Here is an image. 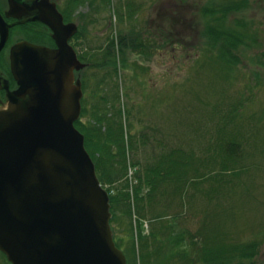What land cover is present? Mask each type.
Here are the masks:
<instances>
[{"label": "rangeland", "instance_id": "obj_1", "mask_svg": "<svg viewBox=\"0 0 264 264\" xmlns=\"http://www.w3.org/2000/svg\"><path fill=\"white\" fill-rule=\"evenodd\" d=\"M57 1L90 62L81 120L111 117L128 139L126 174L103 185L128 263L209 264L205 244L259 240L264 264V0ZM174 150L184 180L164 168Z\"/></svg>", "mask_w": 264, "mask_h": 264}, {"label": "water", "instance_id": "obj_2", "mask_svg": "<svg viewBox=\"0 0 264 264\" xmlns=\"http://www.w3.org/2000/svg\"><path fill=\"white\" fill-rule=\"evenodd\" d=\"M10 4L11 12L24 9L14 24L44 21L57 47L11 48L20 87L0 106V250L11 264H128L114 239L109 192L75 125L83 96L75 70L86 66L69 42L78 24L65 23L56 3ZM14 24L0 14V52Z\"/></svg>", "mask_w": 264, "mask_h": 264}, {"label": "trees", "instance_id": "obj_3", "mask_svg": "<svg viewBox=\"0 0 264 264\" xmlns=\"http://www.w3.org/2000/svg\"><path fill=\"white\" fill-rule=\"evenodd\" d=\"M229 39H234L235 35L233 33H227ZM138 45L142 46L140 43ZM136 45L135 47L137 50H139L140 46ZM135 49V50H136ZM223 57V56H222ZM92 65V63H91ZM98 65V64H97ZM130 112V111H129ZM100 114L96 115V119L94 123H89L87 125L86 122L79 120L76 125L80 128V130L85 135V144L90 152L95 165L96 170L98 173V176L100 178V181L103 185H107L108 183H113L117 179L124 176L127 172V151L126 147L128 144V139L125 138L124 134V127L123 123L120 124V126L115 125L113 121L110 120V118H103V116H100ZM94 119V118H93ZM91 120V119H90ZM235 143H231L229 145H225L224 147V153L227 155L228 159L234 163L236 161L237 152L233 149ZM116 146L117 151H113V146ZM179 151V150H178ZM176 150L171 152L169 154V162L167 165H165V169L168 171L174 170V163H177L180 165V175L181 179L184 180L187 178L186 171L184 168H186L187 164L185 161L180 159V156L175 153ZM174 156V157H172ZM115 165L119 164L118 167H114ZM177 165V166H178ZM179 172V170L177 171ZM182 180L179 181V183L182 182ZM226 179H222L221 182H225ZM180 187V185H178ZM128 195V193H124ZM124 195V197H126ZM111 199V210L113 213L112 221L117 217L121 215L118 214L117 209L120 208V203L116 200V197L113 195L110 196ZM128 200V196L126 198ZM125 200V199H124ZM123 213L127 214L130 218L133 217V210L130 206L129 202L124 203ZM139 206V205H138ZM140 211H142L143 206L140 204L138 207ZM138 211L141 215V212ZM129 232L132 234L134 231V226L129 222L128 223ZM114 232V231H113ZM115 236V235H114ZM140 236L143 240L142 231L140 232ZM115 241L117 245L120 244L118 242V239L115 237ZM207 250L205 251L207 255V260L209 264H230L234 261L235 264H255L254 257L257 254L258 248L260 246L259 240H253V241H247V242H237V241H222L217 244V247L214 249L209 248L208 244H205ZM209 248V249H208ZM210 255L212 256L210 259ZM246 260V261H245ZM206 261V260H205ZM207 262V261H206ZM128 264H131L129 261Z\"/></svg>", "mask_w": 264, "mask_h": 264}, {"label": "flooded vegetation", "instance_id": "obj_4", "mask_svg": "<svg viewBox=\"0 0 264 264\" xmlns=\"http://www.w3.org/2000/svg\"><path fill=\"white\" fill-rule=\"evenodd\" d=\"M16 1L20 5L25 6L24 8H26L27 10H31L33 8L38 9L41 7L47 8L52 3H56L57 8H59L60 12L64 16V22L65 23L73 22L72 19L71 20L68 19L63 9L59 7L60 5L57 0H16ZM21 8L18 7L15 8L16 9L15 13L17 11L19 15L21 11H24V9ZM8 12H11L10 0H0V14L2 15L3 19L8 24L16 23L19 20V16L18 15L16 16L14 10L13 12H11L12 14L11 13L8 14ZM79 31L80 30L78 26V32L74 36H72L69 40L70 44L71 41H73L74 38H76ZM53 34L54 33L51 27L44 21L37 18L26 21L24 23H17L10 27L8 39L0 52V106L6 104L9 100H11L12 92L16 91L20 87L18 82L15 80L11 70L10 54H11L12 46L21 41H29L38 45H42L54 49L57 47V44L53 37ZM0 38H1V34H0ZM80 45H83V42L80 43ZM78 57L82 62H84L83 57L82 56L80 57L79 53H78ZM81 71L83 70L75 71V82H77V80L80 78L83 85ZM85 95L86 94L83 91V96L81 98V108H83L82 107L83 99Z\"/></svg>", "mask_w": 264, "mask_h": 264}, {"label": "bare ground", "instance_id": "obj_5", "mask_svg": "<svg viewBox=\"0 0 264 264\" xmlns=\"http://www.w3.org/2000/svg\"><path fill=\"white\" fill-rule=\"evenodd\" d=\"M58 10H59V8H58ZM60 11V10H59ZM29 21V20H28ZM17 44V43H16ZM14 46V45H13ZM82 62V61H81ZM83 63H85L86 64V66L83 68V69H85L87 66H89L90 65V62L89 63H87V62H83ZM83 69H80V70H83ZM79 70V71H80ZM75 71H77V70H75ZM80 79V78H79ZM80 81H81V79H80ZM82 83V82H81ZM82 91H83V85H82Z\"/></svg>", "mask_w": 264, "mask_h": 264}]
</instances>
